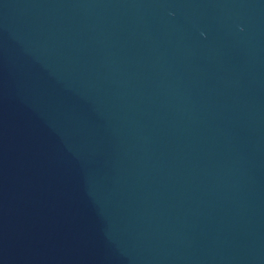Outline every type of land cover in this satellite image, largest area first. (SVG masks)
I'll use <instances>...</instances> for the list:
<instances>
[{"label":"water","instance_id":"water-1","mask_svg":"<svg viewBox=\"0 0 264 264\" xmlns=\"http://www.w3.org/2000/svg\"><path fill=\"white\" fill-rule=\"evenodd\" d=\"M0 264H264V0H0Z\"/></svg>","mask_w":264,"mask_h":264}]
</instances>
